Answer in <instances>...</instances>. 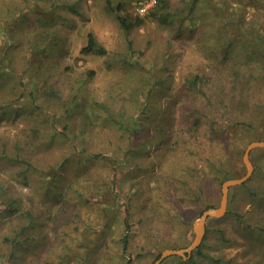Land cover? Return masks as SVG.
Segmentation results:
<instances>
[{
  "label": "rangeland",
  "instance_id": "374dc122",
  "mask_svg": "<svg viewBox=\"0 0 264 264\" xmlns=\"http://www.w3.org/2000/svg\"><path fill=\"white\" fill-rule=\"evenodd\" d=\"M110 1L144 23L124 31L108 0H0V264L188 249L264 140V0ZM89 33L107 55L81 53ZM251 161L201 250L162 264H264V148Z\"/></svg>",
  "mask_w": 264,
  "mask_h": 264
},
{
  "label": "trees",
  "instance_id": "16d2710c",
  "mask_svg": "<svg viewBox=\"0 0 264 264\" xmlns=\"http://www.w3.org/2000/svg\"><path fill=\"white\" fill-rule=\"evenodd\" d=\"M108 5L111 8V10H113L117 14V19H118V21L120 23L121 28L124 31L129 32L133 28H137V27L141 26L144 23V20L142 18H135L134 20H132L131 18H127V17L121 15L120 14V11L122 10L121 5L115 6L113 4V2L110 1V0H108ZM167 5H168V1L167 0H159V4H158L156 10L158 12H162L161 9L164 10L166 8L165 6H167ZM156 18H157V16H156ZM158 18L163 23L172 22L171 15L169 13H165V17H164V13H162ZM81 53L84 54V55L105 56V55L108 54V50L97 41V39L95 38V36L93 35V33H89V35H88V43L82 49ZM242 76H243L245 82H248V78L249 77L247 75H245V74H242ZM213 96L214 97H217V94H215ZM7 104L8 103H5V102H3L2 104H0V110L3 109V107L6 108ZM10 104H13V106L11 108H16L18 106V99L11 101ZM8 107H10V105H8ZM197 120H199V119H197ZM126 128L128 129V127H126ZM163 133H164V131H163ZM199 138H200L199 136H196L195 137V140H198ZM177 144H179V145L181 144L179 140L177 141ZM256 150H258V149H256ZM256 150H254V151H256ZM252 153H251V155H252ZM94 157L95 158H99L100 155H94ZM247 182L245 184L241 185V186L233 187V188H231V190L234 189V188L243 187V186H245L247 184ZM231 190H230V192H231ZM228 205H229V203H228ZM11 206L12 205H8L7 206L8 210H11L12 209ZM129 217H130V215L127 214L126 215V218H125V235H124V237L122 239L123 253H125V254H127V252H128V248H129V237H130V230H131V227L129 226ZM208 234H209V229L206 226V235H205V238H206V236ZM205 238H204V240H205ZM204 240H203V242H204ZM203 242H202V244H203ZM202 244L200 245V247L197 248V251L198 250H201V248L203 246ZM191 261H193V259ZM127 264H133V261H132L131 257L128 258Z\"/></svg>",
  "mask_w": 264,
  "mask_h": 264
},
{
  "label": "water",
  "instance_id": "95a60500",
  "mask_svg": "<svg viewBox=\"0 0 264 264\" xmlns=\"http://www.w3.org/2000/svg\"><path fill=\"white\" fill-rule=\"evenodd\" d=\"M259 148H264V140L263 141H254L248 145L246 148V151L244 153V163L247 167V173L245 176L241 178H233L229 179L222 185V198H221V204L216 209H210L207 211L202 219L199 221L198 225L196 226V238L191 244V246L188 249H182V250H174V249H167L164 252H162L161 256L155 261L154 264H162L166 259L174 256H180L185 259H189L192 256L193 250L200 247L202 244L205 235H206V222L210 217H222L226 214L228 203H229V194L230 190L233 187L241 186L245 184L253 175L254 172V166L251 161V153Z\"/></svg>",
  "mask_w": 264,
  "mask_h": 264
},
{
  "label": "built area",
  "instance_id": "2783aa9c",
  "mask_svg": "<svg viewBox=\"0 0 264 264\" xmlns=\"http://www.w3.org/2000/svg\"><path fill=\"white\" fill-rule=\"evenodd\" d=\"M152 3H156L157 0H151ZM146 8H142V12H145Z\"/></svg>",
  "mask_w": 264,
  "mask_h": 264
}]
</instances>
